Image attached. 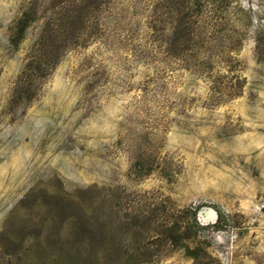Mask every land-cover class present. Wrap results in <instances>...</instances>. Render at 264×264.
Instances as JSON below:
<instances>
[{
	"label": "rangeland",
	"instance_id": "obj_1",
	"mask_svg": "<svg viewBox=\"0 0 264 264\" xmlns=\"http://www.w3.org/2000/svg\"><path fill=\"white\" fill-rule=\"evenodd\" d=\"M0 264H264V0H0Z\"/></svg>",
	"mask_w": 264,
	"mask_h": 264
},
{
	"label": "bare ground",
	"instance_id": "obj_2",
	"mask_svg": "<svg viewBox=\"0 0 264 264\" xmlns=\"http://www.w3.org/2000/svg\"><path fill=\"white\" fill-rule=\"evenodd\" d=\"M203 216H205L204 213H203ZM206 216H207V215H206Z\"/></svg>",
	"mask_w": 264,
	"mask_h": 264
}]
</instances>
